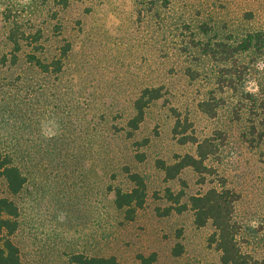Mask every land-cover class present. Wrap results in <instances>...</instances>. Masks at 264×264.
I'll return each instance as SVG.
<instances>
[{
	"label": "rangeland",
	"instance_id": "1",
	"mask_svg": "<svg viewBox=\"0 0 264 264\" xmlns=\"http://www.w3.org/2000/svg\"><path fill=\"white\" fill-rule=\"evenodd\" d=\"M13 24L24 36L15 59ZM146 87L161 97L134 129V101ZM204 100L213 115L200 109ZM260 121L264 0H0V153L27 178L12 196L0 177V196L19 208L9 238L20 264H74L76 253L222 264L213 226H197L190 207L212 187L237 194L238 246L264 260ZM182 135L210 139L214 153L201 173L187 166L167 179L161 161L197 156ZM131 173L146 196L128 219L115 190L134 187Z\"/></svg>",
	"mask_w": 264,
	"mask_h": 264
},
{
	"label": "trees",
	"instance_id": "2",
	"mask_svg": "<svg viewBox=\"0 0 264 264\" xmlns=\"http://www.w3.org/2000/svg\"><path fill=\"white\" fill-rule=\"evenodd\" d=\"M15 24V23H14ZM12 25L7 33V39L12 44V54L14 59L15 52L20 50L23 33H18L15 25ZM31 62H36L44 67L30 56ZM161 97L159 87L144 88L138 98L134 101L136 113L129 123L132 128H137L144 116V109L153 100ZM209 100L200 102V109L209 115H213L216 107H212ZM180 121L177 119L173 129V133H180L178 128ZM262 128L259 133L260 138H264V123L261 121L255 123L253 128ZM182 132V131H181ZM181 143L193 142L196 143L197 156L186 154L178 157V160L172 164L160 162V168L166 174L167 179L176 177L182 168L187 166L192 167L196 172L201 173V170L206 168L203 165L204 159L214 153L213 143L210 139H203L197 142L193 135H182L179 139ZM206 170V169H205ZM0 177L5 180L7 191L10 195H17L25 186L27 178L21 172L20 168L12 163L9 156L0 153ZM130 179L134 183V187L130 191L115 190V204L119 209L125 208L128 219L133 218L135 210L143 206L145 202L146 186L142 177L138 173H131ZM237 200V194L230 189L222 187L209 188L204 193H198L190 197V207L194 212V222L197 226H203L210 222L214 230L210 235V242L215 245L220 252V261L222 264H264V260L252 261L250 257L243 253L238 246L236 234L238 232L237 225L233 220L234 202ZM184 208V207H183ZM166 211H169L167 209ZM181 211V209H179ZM19 226V208L16 203L6 197L0 196V234L4 236L0 239V264H20L19 248L9 238ZM74 264H120L114 255L110 256H88L83 253H76L71 256ZM138 263L136 264H154L156 260L155 253L148 255L139 254L137 256Z\"/></svg>",
	"mask_w": 264,
	"mask_h": 264
}]
</instances>
